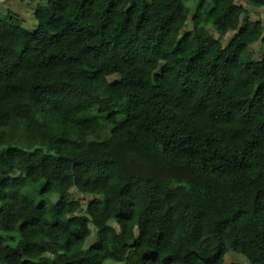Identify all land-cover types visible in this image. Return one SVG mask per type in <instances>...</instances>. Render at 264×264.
Wrapping results in <instances>:
<instances>
[{
	"label": "trees",
	"instance_id": "16d2710c",
	"mask_svg": "<svg viewBox=\"0 0 264 264\" xmlns=\"http://www.w3.org/2000/svg\"><path fill=\"white\" fill-rule=\"evenodd\" d=\"M244 13L45 0L31 33L0 18V264H264V25Z\"/></svg>",
	"mask_w": 264,
	"mask_h": 264
},
{
	"label": "rangeland",
	"instance_id": "374dc122",
	"mask_svg": "<svg viewBox=\"0 0 264 264\" xmlns=\"http://www.w3.org/2000/svg\"><path fill=\"white\" fill-rule=\"evenodd\" d=\"M234 4L237 6H242L245 9V13L241 17V24L243 23L245 18H248L250 20L256 21L259 20L264 25V9L263 8H254L247 6L243 1L241 0H233ZM187 4V3H186ZM194 1L188 2L189 9L191 13L193 12L194 8ZM45 6V0H6L3 2H0V18H3L6 13L11 12L16 15H18L19 19L21 20V26L24 30L27 32H33L36 28V21L34 18V13L37 9L43 8ZM191 23L188 22V24L184 27L181 38L183 37V33L191 30ZM208 31H210L213 35L217 36L215 30L212 27L207 28ZM234 33L230 32L225 35V37L221 40L222 45L225 47L228 42L233 37ZM248 52L251 55V60L258 61L260 60L261 56L264 54V46L261 43L253 44L248 48ZM108 82H114L116 81V77H109ZM72 197L75 200H78L81 202L83 207L89 202L91 199L90 196H85L82 194L77 193L76 191H72ZM53 201H56V198H53ZM109 225H111L114 228H117L116 224L113 222H110ZM95 234L92 233L91 237L86 242V248H89L95 243ZM225 263H237V264H249V262L243 258L242 256H238L232 252H229L225 257Z\"/></svg>",
	"mask_w": 264,
	"mask_h": 264
}]
</instances>
